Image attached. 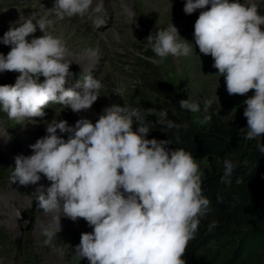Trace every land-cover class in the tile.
<instances>
[{
    "label": "clouds",
    "instance_id": "obj_1",
    "mask_svg": "<svg viewBox=\"0 0 264 264\" xmlns=\"http://www.w3.org/2000/svg\"><path fill=\"white\" fill-rule=\"evenodd\" d=\"M92 5L93 0H53L44 15L37 11L27 17L21 14L0 36V43L10 46L6 54L0 53V72L19 73L14 83L0 84V111L9 119L36 123L33 118L44 117V107L50 102L79 112L90 108L100 96L102 80L91 73L77 81L79 91L64 87L72 75V62L66 59L61 38L48 31L53 23L48 13L64 20L84 15ZM102 9L103 0H97L92 10ZM197 9L193 41L182 38L184 42H178V29L170 23L147 35L155 54L149 59L161 63L169 55L187 56L195 50L193 45L210 54L229 94L254 90L243 101L246 137L261 136L264 14L257 4L241 0H185L186 14ZM37 27L43 35L29 40ZM40 76L45 79L40 81ZM113 93L124 103L104 106L95 123L86 117L72 125L55 118L47 123L46 134L29 145L31 154L15 157L9 179L24 186L37 184L42 175L50 181L36 197L38 207L55 219L54 224H41L45 245L60 230L61 216L72 221L82 217L92 230L82 232L74 246L79 260L87 258L88 264H186L187 243L194 237L200 217L210 210V200L203 195V172L190 151L167 147L168 139L147 138L152 122L146 121V116L155 113V108L131 106L124 86L115 87ZM211 103L205 101V111ZM179 105L200 111L195 101L181 98ZM166 117L167 110L161 109L157 123L180 127ZM210 118L205 115L204 120ZM62 133H67V138ZM260 151L264 152V145ZM223 165L220 179L231 183L234 164L225 159ZM213 226L214 222L209 228Z\"/></svg>",
    "mask_w": 264,
    "mask_h": 264
},
{
    "label": "rangeland",
    "instance_id": "obj_2",
    "mask_svg": "<svg viewBox=\"0 0 264 264\" xmlns=\"http://www.w3.org/2000/svg\"><path fill=\"white\" fill-rule=\"evenodd\" d=\"M185 0H103V9L95 12L97 0L84 15H74L64 20L56 19L48 13L53 23L48 31L61 38L66 46V59L72 73L66 79L65 88L79 91L77 81L83 80L87 73L100 78L103 87L100 96L88 109L79 112L71 108L63 109L58 102H50L44 107V117H34L36 123H17L0 111V264H88L87 258L78 259L75 245L80 241L82 232L92 228L82 217L76 221L61 216L60 230L51 243L45 245L41 224H54L53 214L45 213L38 207L37 195L46 190L50 183L43 177L37 184L27 186L11 182L9 177L15 167L17 155H29V145L45 135V127L52 119L66 120L70 125L81 117L95 123L106 105L124 103V99L113 93L115 87L126 88L125 97L131 104L142 108H154L153 103L162 105L161 98L148 87L150 76L168 82L180 94L200 105V111H188L190 122L197 127H206L211 119H218L245 143L264 141V134L253 139L246 137L247 120L243 115L246 105L243 101L247 94H229L223 76L212 66L210 54H203L198 46L190 55H169L161 63L152 62L154 56L146 37L159 28L174 24L179 32L178 42L193 41L194 22L200 9L191 14L183 11ZM242 3H255L264 14V0H241ZM53 0H0V36L17 21L21 14L27 17L37 11L41 15L52 7ZM207 7V6H206ZM264 28V25L261 26ZM43 32L30 34L41 36ZM10 46H8V51ZM7 51V52H8ZM6 52V53H7ZM5 53V54H6ZM96 53L95 60L83 63L82 59ZM81 58V59H80ZM157 59H160L157 57ZM144 61L150 64H144ZM148 65L151 69H146ZM17 71L0 72V84L15 82ZM45 78L39 77L40 81ZM211 105L205 111V101ZM159 113L160 110L155 108ZM205 115L211 118L204 120ZM59 131V130H57ZM67 138V133H62ZM200 170L206 165L205 158L196 159ZM20 212L18 216L17 212ZM30 259L29 263L26 259Z\"/></svg>",
    "mask_w": 264,
    "mask_h": 264
},
{
    "label": "trees",
    "instance_id": "obj_3",
    "mask_svg": "<svg viewBox=\"0 0 264 264\" xmlns=\"http://www.w3.org/2000/svg\"><path fill=\"white\" fill-rule=\"evenodd\" d=\"M8 46L0 43V53L5 54ZM148 87L162 101L153 107L166 109V119L180 127L157 123L159 113H151L146 116L152 122L147 138L168 139L167 147L184 148L195 159L207 161L201 169L202 189L210 200V210L200 217L198 229L187 243L186 264H264V152L260 151L264 141L245 143L218 119L197 127L190 122L188 110L179 105L186 97L174 86L150 76ZM225 159L234 164L231 183L220 179Z\"/></svg>",
    "mask_w": 264,
    "mask_h": 264
},
{
    "label": "bare ground",
    "instance_id": "obj_4",
    "mask_svg": "<svg viewBox=\"0 0 264 264\" xmlns=\"http://www.w3.org/2000/svg\"><path fill=\"white\" fill-rule=\"evenodd\" d=\"M95 58H96V53H92L88 57L82 59L81 62H83V63H91L92 64V62L95 60Z\"/></svg>",
    "mask_w": 264,
    "mask_h": 264
}]
</instances>
